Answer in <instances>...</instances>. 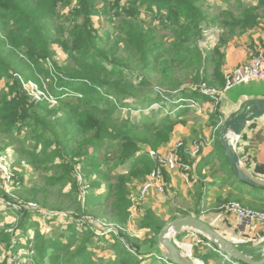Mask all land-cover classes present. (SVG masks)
Returning a JSON list of instances; mask_svg holds the SVG:
<instances>
[{"label":"trees","instance_id":"1","mask_svg":"<svg viewBox=\"0 0 264 264\" xmlns=\"http://www.w3.org/2000/svg\"><path fill=\"white\" fill-rule=\"evenodd\" d=\"M98 1L0 0V78L7 77L12 81L7 84L6 89L0 90V135L8 137L12 145H23L24 138L20 134L26 130L33 131L29 143L16 150L38 169L48 164L52 166L49 169L53 172L48 178L49 185L53 189H61L71 184L73 193L70 200L76 208L78 206V213L85 212L88 205L92 208L93 204L104 201L109 205L107 214L110 219L125 225L131 214L132 178L143 177L155 166L144 149L149 147L157 150L168 144L177 121L174 109L170 111L172 115L166 114L159 122H137L131 115L125 120L120 116V109L127 108L126 100L132 95L150 105L166 104V98L169 102L183 97L196 101L207 100V97L193 89L184 90L175 96L156 92L155 88L141 92L142 86L148 83L144 73H155L159 68L166 78V67L170 62L175 61L183 69L190 63L193 66L191 68H197L193 82L213 84L216 80L221 84L223 55L218 49L215 50V63L218 60V64L213 74H209L207 71L212 56L204 57L196 46L197 39L201 36V28L207 20L199 4L203 0L108 1L103 11L110 15L111 22L114 18L122 20L125 37L122 41L132 56L135 67H139L140 71L137 72L135 68L131 69L117 61V45L110 56L108 50L100 44V36L92 20L97 12ZM73 2L76 4L73 5ZM260 3L264 4V0H260ZM68 7L72 8L69 15H61V11ZM254 10L252 5L242 9L243 16L235 20V25L241 26L243 30L256 26L259 17L253 13ZM147 16L150 17V22L146 21ZM63 17L73 21L67 37L62 35L61 27L56 28L61 33L60 36L52 31V23ZM156 23L170 28L176 35L170 50L159 51L155 48L153 26ZM55 43L68 56V62L64 65L53 59L52 45ZM46 61L51 62L50 67L46 66ZM125 69L136 75L135 80L124 77ZM41 79H50L49 93L59 106L50 107V101L46 99L33 101L24 90L23 81H30L45 91ZM163 83L166 84V81ZM182 85V80L175 79V85L168 89L176 91ZM135 89H138L137 93L131 94ZM153 95L155 98H152ZM72 96L76 99L66 98ZM110 96H114L119 102L111 100ZM176 106L178 109L181 107L178 103ZM59 107L65 114L62 121L53 118ZM187 112L189 110L186 106L184 110L177 111L179 114ZM215 118L219 120L218 117ZM59 127H62L61 132ZM70 129L73 133L69 135ZM72 141L78 145L72 147ZM107 144L111 149L100 160L97 154L105 152L104 147ZM56 161H59L58 164ZM121 165H127V173L116 175V183L108 187V194L104 198L93 199L94 196L89 194L84 195L83 203L78 200V176L81 177L82 184L92 181L93 177L100 179L104 176L109 180L113 177L105 168H118ZM77 166H80L79 171L76 170ZM101 184L97 180L92 188ZM33 215L34 212L27 209L17 214L20 218L18 225L24 232L26 228L38 230V223L31 222ZM141 223L144 229L153 230L155 250L157 236L165 225L152 220L148 214H145ZM8 228L5 226L0 230V245L11 241L12 235L6 233ZM82 230L79 234L71 226L68 231H58L55 238L37 232L33 246V263L142 264V260L123 247L120 240L115 242L113 259L105 260L95 256L94 249L98 247L94 241L96 234L88 228ZM0 264L6 263L0 261Z\"/></svg>","mask_w":264,"mask_h":264},{"label":"rangeland","instance_id":"2","mask_svg":"<svg viewBox=\"0 0 264 264\" xmlns=\"http://www.w3.org/2000/svg\"><path fill=\"white\" fill-rule=\"evenodd\" d=\"M108 1L111 2L112 0H99L96 4L97 12L92 17L94 28L100 36V44L108 50L110 56L113 55L112 51L115 50V47L117 45V50H115V57L117 61L120 64L130 67L131 69L135 68L138 72L140 71L139 67H135L133 63L134 60L125 49V45L122 41V39L125 38L123 34L122 20L119 18H114V21L111 22L109 21L110 15L105 14L103 11V8ZM259 2L260 0H203L199 3L203 8V11L205 12L207 20L205 21L203 28H201V36L197 39L196 46L204 57L208 58L212 56V60H209V66L211 69H208V71L206 70L209 74H213L215 66L218 64V60L215 63V50H219V47L221 45L220 43H223L226 40L231 39L232 37H235L237 36V34L242 33L246 30H243L239 25H235V20L240 19L243 16V13L241 14L242 9H245L247 8V6L252 5V7L255 9V12H253L254 14L258 15L259 18L264 15V4H259ZM75 4L76 3L73 2V5ZM71 9V7L63 9L61 11V15H69ZM142 17L144 18V16ZM145 18L147 22L151 21L149 16ZM72 22L73 21L71 19L66 20L65 17H63L61 20L54 21L52 23L53 33L57 36H60V34L62 33L64 37H67L68 30L73 24ZM57 27H61V33L56 30ZM146 27H148V25H146ZM153 27V36L156 40L155 48L159 51L170 50L175 41L176 35H174L170 28L162 27L158 23H156V25ZM192 47L194 48L195 45H192ZM52 51L54 53V61L58 62L61 65H64L68 62L67 54L58 44L55 43L52 45ZM190 58L189 60H191ZM172 62H170L169 66L166 67V69H168L166 71L168 72V74L165 75L166 78L159 68L157 69L158 71H155V73L145 72L144 75L147 77L148 83L142 86V88L140 89L141 92L145 93L148 92V90H150L151 88H155L156 92L159 91L163 94L170 93L175 96L176 94H179L184 90L194 89L203 84L200 83V81L193 82L192 79L193 77H195V71L197 70V68H191L193 66H190V63L186 66L185 69H183V67L176 64L175 61L173 63ZM50 63L46 61V66L50 67ZM123 75L124 77L130 78L132 80H135L134 78H136V75L134 76V74L130 73L127 69L123 71ZM175 79L183 81V85L181 86V88L177 89L176 91L168 89V87L175 85ZM41 80H43L45 91H42L39 88L38 84L30 81H23L25 82L23 85L24 90L28 93L33 101L37 100L34 96H40L39 100L46 99L50 101V107L59 106L57 101H55L49 93L51 89L50 79ZM164 80L166 81V84L163 83ZM8 83H12V81H10L7 77L0 78V90L6 89ZM137 83L138 82H135V84ZM218 83L219 81L215 80L213 84L210 82L205 84H207L208 87L220 89L221 87L218 85ZM137 91L138 89H135V91H131V94H135L137 93ZM40 93L42 96L40 95ZM110 97L111 100H117V102H119V100L114 96ZM66 98L70 100L76 99L75 96ZM152 98H155V96ZM205 101L207 100L202 99L200 101H192V99L183 97L178 101L169 102L166 98V104L153 103L152 105H150L149 103H146V101L144 102L141 99H136L134 95H132L129 96V98H127L126 100V102L128 103L127 108L120 109V116L121 118L126 120L131 115L133 120H136L137 122H159L166 114L170 113V111L174 109L175 120L177 121L175 127L180 125L187 128L189 126L191 130H193L191 134L192 140L189 142L190 146V144L192 145V143L200 137L205 139L209 138V136L205 134V130L208 131L210 129L211 131V129L214 128L209 126L210 122L215 126L220 123V121L215 118L216 113H212L210 115V119H208L207 117L209 116V114H206L207 112L201 111L200 106H202V103H204ZM74 102H76V100H74ZM177 103L181 105V107H179L180 109L177 108ZM185 106L188 108L189 112L183 114L177 113L178 110H184ZM218 109L219 105L216 107V109H214V111L217 112ZM201 112L203 113L201 114ZM170 114L172 115V113ZM53 118L60 119L61 121L65 118V114L61 111L60 107L58 108L56 116H54ZM217 121L218 123L216 124ZM62 124L65 123L63 122ZM66 126L68 127V125ZM59 128L61 132L62 127ZM72 133L73 130L70 129L68 134L70 135ZM33 134V131L28 130L23 131L20 134L21 138H24L23 145H12L10 144L8 137L0 135V230L2 227L5 228V226H8L9 228L7 229L6 233L12 235L11 241L9 243H1L0 245V261L5 262L6 264H34L33 258L35 250L33 246L35 245V234H37V232H40L48 237L55 238L58 231H68V229L73 226L80 234L81 231H83L81 226H83V224H88L79 221L80 216L84 215L86 217H90L92 220H96V222H98V227L103 226L104 228L102 230L96 229L95 231L96 235H94V237L97 238L94 241L95 244L98 245V247L94 249L95 256L103 258L105 260L113 259L115 256V242L117 240H120L123 247L127 248L130 252L135 254L138 259L142 260V264H168V262L166 261H161L162 259L158 256L157 252L153 248L155 242V234L153 233V230L151 231L150 229H146L148 231H146L147 235L145 237L139 236V233L137 235L135 234L136 230L140 231L144 229L141 225V222H143L145 214L150 215L152 220L158 221L163 226L178 217V214L175 213L167 214L160 211L155 212L148 206L144 207L143 203L146 199H148L149 193L147 196L141 197L139 192L150 173L145 174L143 177H134L130 182V198L132 203L131 208L134 213L131 211L130 218L127 224L123 225L111 220L110 215L107 214L109 205H106L104 201L101 204H93L92 208L88 205L85 212L78 213V211L76 210L78 206L76 208V206L70 200V197L73 193L72 185L67 184L61 189L60 187H56L55 189H53V187H51L48 182V178L53 175V172L49 170L52 166L48 164L38 169L37 167L31 165V163L16 150L20 149L24 145L26 146ZM70 145L74 147L78 144L77 142L72 141ZM174 145L172 146V148L174 147ZM145 148L146 149H144V151L146 152L153 150L149 147ZM110 149L111 148L107 144L104 147L105 152L97 154V157L100 160H103L106 151ZM158 150L159 148L155 151ZM58 162L59 161H56V164H58ZM209 164L214 165L213 167L215 168L218 165H225L223 161L221 162V164L220 162ZM190 166H192V164ZM190 168L192 170V167ZM79 169L80 166H77L76 170L79 171ZM105 170H107V172L113 178H109V180H106L104 176L100 179H96L95 177H93L91 178L92 181H87L86 183L84 182V184H82V179L80 176H78L80 191L77 193V195L80 202L83 203L82 200L84 198V195L89 194L91 196H94L93 199L104 198V196L108 194V187L111 184L116 183V175L127 173V165H121L118 168L111 166L109 168H105ZM220 171L226 173V178L229 177L230 181L239 184L235 181L234 176L231 174V172H229L226 168H222ZM97 180H100L102 184L97 188H92V184L97 182ZM87 186H90V188L87 189ZM168 193L171 195V197L174 196V193L170 188L168 189ZM166 194L167 192L162 196H166ZM222 199H226L225 202H238L245 208L264 212V206L251 203L250 201L246 200L244 196L237 195L231 190H229V192H226ZM26 203L36 204L37 208H39L41 211H34V215L31 219V222L38 223V230H36L35 228H26L24 232V229H21L18 225L20 218L17 216V214L21 212L20 205ZM62 216L66 217L64 218ZM131 226H134L135 231L131 229ZM262 235L263 234H260V236ZM180 237L181 236H178V238ZM185 240L186 239L184 238H180L178 240L179 247H181L184 252L186 249ZM244 241L246 240H243L241 242ZM209 250H197L194 248H190L189 255L204 264L229 263L225 256L219 253L216 254L217 252L212 248H209Z\"/></svg>","mask_w":264,"mask_h":264},{"label":"crops","instance_id":"3","mask_svg":"<svg viewBox=\"0 0 264 264\" xmlns=\"http://www.w3.org/2000/svg\"><path fill=\"white\" fill-rule=\"evenodd\" d=\"M220 44L219 51L223 55L220 70L223 77L221 84L218 83V85L222 87L226 72L248 64L256 56H264V15L258 19L256 26L246 29ZM209 69L211 68L209 67ZM261 99H264V81H254L226 92L217 112L212 109L209 99L202 103L200 108L201 111L209 114L207 118L210 119V115L216 113L220 123L215 126L210 122L209 126L214 128L211 131L210 129L205 130V134L209 136L208 139L212 142L210 145L201 147L195 158L190 154L192 145L189 146L193 130L189 126L187 128L180 125L176 126L168 144L160 147L158 152L166 155L176 142L183 141L185 146L178 153L184 163L189 166L192 164L190 166L192 170L190 168L188 172H183L180 169L165 172L166 182L173 191L174 196L171 197L168 192L166 196H162L155 191H151L148 199L143 203L144 207L148 206L155 212L178 214L175 219L186 216L200 218L234 242L264 239V224L240 225L234 216L225 215L220 211L223 202L226 203V199L223 200L222 197L229 190L237 195L244 196L251 203L264 206V190L251 187L237 179L220 143V132L224 122L234 113L241 112L251 102ZM230 144L235 147L244 166L250 172L264 178V117L250 122L239 136L231 138ZM222 161L225 165H218L216 168L213 167L214 165L209 164L216 162L221 164ZM219 167L221 169L226 168L231 172L235 181L239 184L230 181L229 177L226 178V173L221 172ZM131 229L134 230V226H131ZM146 231L148 230H136L135 234L139 233V236L145 237L147 235ZM260 234L263 235L260 236ZM179 236L186 239L185 242H187L189 234ZM180 238L176 237L177 244ZM193 248L209 250L207 245ZM189 250L190 247L186 246L185 252L188 255L190 254Z\"/></svg>","mask_w":264,"mask_h":264},{"label":"water","instance_id":"4","mask_svg":"<svg viewBox=\"0 0 264 264\" xmlns=\"http://www.w3.org/2000/svg\"><path fill=\"white\" fill-rule=\"evenodd\" d=\"M264 117V99L255 100L241 112L234 113L223 125L220 143L237 179L251 187L264 190V178L250 172L241 162L235 147L230 144L252 121ZM182 234L195 235L223 254L228 260L238 264H264V239L250 242H234L200 218L186 216L166 224L157 236L155 250L159 257L171 264H204L186 254L176 243Z\"/></svg>","mask_w":264,"mask_h":264},{"label":"built area","instance_id":"5","mask_svg":"<svg viewBox=\"0 0 264 264\" xmlns=\"http://www.w3.org/2000/svg\"><path fill=\"white\" fill-rule=\"evenodd\" d=\"M254 81H264L263 55L256 56L248 64L239 66L234 70L226 72L224 75V84L220 89L208 87L207 84H201L200 86L194 88L193 90L198 91L202 95L210 98L209 100L212 104L211 105L212 109L214 110L220 104L226 92L230 91L235 87L247 85ZM34 97L37 100L40 99V96H34ZM211 142H212L211 140L203 139V138H199L195 140L192 143V150L190 152L191 156L195 158L199 154L201 147H203L204 145H210ZM184 146L185 145L182 141H178L171 149V151L166 155L161 154L160 152L155 150H151L148 152L150 158L154 161L155 166L148 175L144 184L142 185V188L139 192L141 197L147 196L148 193H150L151 191H155L160 195H164L166 192H168L169 186L165 179V172H171L179 169L183 172H188L190 170V166L183 162L182 157L178 153L181 148H184ZM25 209L30 210L32 212L34 211L41 212L40 209L37 208V205L34 203L33 204L26 203L20 205L21 211ZM220 211L225 215L234 216L240 225L249 226L253 224H259V225L264 224V212L245 208L238 202H233V201L226 202L220 207ZM62 217L65 218L66 216H62ZM79 221L88 223V224H83V226H81L82 229L88 228L95 234H96L95 232L96 229L99 230L104 229L103 226L98 227L97 225L98 222H96V220L94 219L92 220L90 217H86L84 215L80 216ZM191 240L192 242H190ZM204 245H207L209 248H212L217 253L223 255L213 246H211L208 243H205L204 240H202L201 238L195 235H189L187 237V242L185 243V246H189L190 248L202 247ZM227 261L231 262L232 264H238L228 259Z\"/></svg>","mask_w":264,"mask_h":264}]
</instances>
